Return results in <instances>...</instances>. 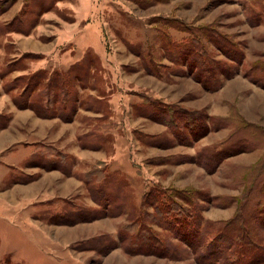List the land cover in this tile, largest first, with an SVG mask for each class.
Returning <instances> with one entry per match:
<instances>
[{"label": "rangeland", "instance_id": "1", "mask_svg": "<svg viewBox=\"0 0 264 264\" xmlns=\"http://www.w3.org/2000/svg\"><path fill=\"white\" fill-rule=\"evenodd\" d=\"M255 182L264 0H0V264H199L130 252L137 211L210 226Z\"/></svg>", "mask_w": 264, "mask_h": 264}, {"label": "trees", "instance_id": "2", "mask_svg": "<svg viewBox=\"0 0 264 264\" xmlns=\"http://www.w3.org/2000/svg\"><path fill=\"white\" fill-rule=\"evenodd\" d=\"M36 76L34 74L31 80ZM58 87V83H49L47 96H55ZM35 100L41 104L35 105V110L46 114L44 106L48 104L45 99L36 97ZM249 187L239 211L224 222H208L210 226L203 221L201 212L192 207L196 206L194 200L185 196L182 191L173 189L181 201L167 196L166 202L162 198L159 205L155 204L158 216L150 212L138 214L137 211L136 217L141 219L143 228L135 231V239L128 243L127 248L130 252H146L175 259L179 255L177 243L172 241L174 235L192 248L199 264H264V183H250ZM258 188L259 201L255 199L252 202L253 190ZM159 218H163V221ZM151 220L159 223L164 228L163 231L148 227ZM165 222H169L168 226ZM173 222L179 225L175 227ZM122 229L121 232L125 230V226Z\"/></svg>", "mask_w": 264, "mask_h": 264}, {"label": "crops", "instance_id": "3", "mask_svg": "<svg viewBox=\"0 0 264 264\" xmlns=\"http://www.w3.org/2000/svg\"><path fill=\"white\" fill-rule=\"evenodd\" d=\"M44 121V123H46L47 125H57V124H59V123H57V120L58 119H48V118H45V119H43ZM48 122V123H47ZM50 131H51V129H50ZM59 177V176H58Z\"/></svg>", "mask_w": 264, "mask_h": 264}]
</instances>
